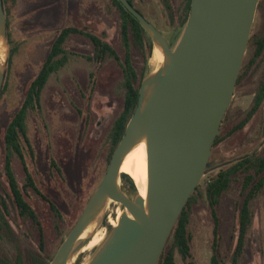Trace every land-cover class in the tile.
I'll return each mask as SVG.
<instances>
[{
  "label": "rangeland",
  "instance_id": "1",
  "mask_svg": "<svg viewBox=\"0 0 264 264\" xmlns=\"http://www.w3.org/2000/svg\"><path fill=\"white\" fill-rule=\"evenodd\" d=\"M144 1L145 4L149 3L147 9L151 8L160 19L159 12L163 8L159 1ZM135 2V9L148 21L149 10L142 8L146 5H142L139 0ZM180 2L169 0L173 14L175 4L179 5ZM4 7L9 20L10 44L0 98V194L8 205L6 221L16 236L24 264H29L31 252L38 249L39 233L29 222L23 223L18 218L8 188L4 173L7 126L23 104L31 82L44 63L54 38L62 29H86L106 42L119 57V64L107 56L98 60L94 58L89 41L71 36L65 45L69 61L49 78L40 97V109L29 112L27 116L26 138L32 154L21 137L24 161L37 189L46 200L30 189L23 193V197L39 219L44 255L47 259H53L108 167V134L124 103L121 64L125 48L120 35V13L112 0H8ZM263 25L264 0H259L251 37L260 35ZM181 31V25L175 30L163 31L165 35L172 32V48L178 42ZM144 37L147 41V37ZM153 48L154 45L151 49L148 46L142 49L130 33L129 57L138 77H147L157 70L158 66L151 62ZM252 56L253 48L248 45L243 64L249 63ZM247 72L237 85L224 117L221 139L212 149L209 159L211 169L201 180V190L206 181L226 165L249 153L264 152V102L242 130L232 132L252 107L264 73V53ZM51 161L57 170L51 166ZM12 170L19 187H22L25 174L17 157L12 159ZM120 187L128 197L134 199L136 193L122 179ZM242 195L241 183L237 180L217 209L220 235L218 251L224 264H230L235 248L238 232L235 206L241 202ZM50 205L55 211L50 209ZM251 207L253 225L247 234L239 264H264V190ZM122 211L124 209L119 203H112L97 222L95 233L103 232V241L112 228L107 223L108 216L116 219L117 213ZM192 216L190 231L195 262L210 264L213 222L205 199L194 206ZM0 244L3 247V251L0 249L1 254L14 259L13 247L7 242ZM98 247L80 254L78 264H87ZM175 260L176 264H184L179 255H176Z\"/></svg>",
  "mask_w": 264,
  "mask_h": 264
},
{
  "label": "water",
  "instance_id": "2",
  "mask_svg": "<svg viewBox=\"0 0 264 264\" xmlns=\"http://www.w3.org/2000/svg\"><path fill=\"white\" fill-rule=\"evenodd\" d=\"M118 2L154 47L161 49L164 63L142 80L136 107L104 176L49 264H69L90 242L96 230L84 240L79 238L98 220L109 200L126 212L87 264L158 263L183 208L207 173L259 4V0H191L182 33L170 48L127 0ZM0 41L6 48V59L0 66L1 95L9 56L2 0ZM143 141L149 168L147 196L144 200L136 192L131 199L120 187V166Z\"/></svg>",
  "mask_w": 264,
  "mask_h": 264
},
{
  "label": "trees",
  "instance_id": "3",
  "mask_svg": "<svg viewBox=\"0 0 264 264\" xmlns=\"http://www.w3.org/2000/svg\"><path fill=\"white\" fill-rule=\"evenodd\" d=\"M115 7L118 9L121 17L120 22V35L122 44L124 47L127 46V32L128 29L133 34L135 42L142 47L143 37L145 32L139 25V23L123 8V6L118 2V0H112ZM82 35L86 39L90 40L96 49V54L94 58L98 60H103L106 56L112 57L116 62L118 59L115 56L114 51L104 43L100 38H96L85 30L82 32L77 31L75 28L64 29L58 38L55 40L47 59L42 64L41 69L35 78V80L30 84L24 102L21 105L19 111L16 113L12 121L7 126L5 132V161H4V173L8 183V188L10 194L13 198L15 208L17 211L18 218L23 223H30L38 230V249L31 252V258L33 264H49L52 259H47L44 255V240L42 235V229L37 215L35 214L33 208L24 200L23 193L27 192V189L32 190L37 196L46 200L45 197L41 195L37 189L24 161L22 146L20 143V138L24 139L30 154L31 147L26 138V127L25 123L29 112L40 109V97L43 89L45 88L49 78L57 73L59 70L65 67L67 64V56L63 51V46L69 37L73 35ZM10 44V43H9ZM253 48V56L249 63L243 64L237 85L242 81V79L247 75V71L252 66V64L264 53V25L262 33L258 36L250 37L249 44ZM148 46L152 48V42L148 38ZM12 50L10 49V54ZM123 70V82L122 86L124 88V103L123 109L114 120L111 129L108 134L109 142V161L111 156L116 149L118 143L120 142L125 127L132 116L134 109L137 104L138 91L140 83L145 78L141 77V81L137 80V76L134 70L131 68L129 61L126 59ZM138 82L137 87L135 84ZM2 95V93H1ZM0 95V98H1ZM264 102V73L261 83L258 87L256 95L253 99L252 107L248 112L245 119L236 127L233 128V133L238 132L243 129V127L251 120L258 109ZM224 121V120H223ZM222 125L220 127V131ZM220 134L215 139L213 148L220 142ZM17 157L24 170L25 182L22 187H19L17 180L15 179L12 170V159ZM108 161V162H109ZM210 161L207 165V173L211 169ZM51 166L55 168V164L52 161ZM206 173V174H207ZM121 179L129 187V189L136 193L135 186L131 180L126 175H121ZM241 183L242 200L235 206L236 218H237V240L235 244L234 251L231 256L230 264H239L241 257L243 256L246 238L249 230L253 225L254 214L252 211V202L259 197L264 190V152L257 153L252 152L244 155L242 158L233 161L231 164L226 165L218 173L210 177L206 183L203 190H201V182L198 185L195 192L191 195L187 201L185 207L183 208L171 234L168 238L166 246L157 264H176V255H179L184 264H196L195 258L192 252V233L190 231L191 222L193 218V208L201 200L205 199L208 204L209 214L213 222V242H212V255L210 259V264H224L223 260L220 258L219 254V220L217 216V209L221 205V202L225 195L231 190L232 184L237 182ZM50 209L55 211V208L50 205ZM8 215V205L4 197L0 194V243L7 242L14 249H17L18 260L16 264H22L21 260V250L17 243L16 237L12 235L13 231L6 221V216ZM1 245V244H0ZM1 247V246H0ZM3 251V247L0 248ZM5 255V254H4ZM1 257V252H0ZM0 264H9L8 262L0 259ZM11 264V263H10ZM78 264V263H77Z\"/></svg>",
  "mask_w": 264,
  "mask_h": 264
},
{
  "label": "bare ground",
  "instance_id": "4",
  "mask_svg": "<svg viewBox=\"0 0 264 264\" xmlns=\"http://www.w3.org/2000/svg\"><path fill=\"white\" fill-rule=\"evenodd\" d=\"M5 59H6V48L4 44L0 41V66L3 65ZM151 62L153 65H157L158 68L164 63V56L160 48L154 47L152 52ZM120 174L126 175L131 180V182L135 186L137 194L145 200L148 191L149 168H148L147 153H146V143L144 141L136 145L125 156L120 166ZM112 203L115 202L111 200L107 202L101 216L98 218L97 221H95L82 233L79 240H84L91 236V234L96 228L97 222L100 220L103 213L109 208L110 204ZM123 212H126V210L122 212H118L116 219L111 218V216L109 215L107 218V223L111 227H116L118 224V220ZM128 216L132 218L131 215H129V213ZM103 237H104L103 232L94 233L90 242L86 246H84L82 250H80V252L72 258L69 264H74L80 254L89 252L94 248L98 247L102 243Z\"/></svg>",
  "mask_w": 264,
  "mask_h": 264
},
{
  "label": "flooded vegetation",
  "instance_id": "5",
  "mask_svg": "<svg viewBox=\"0 0 264 264\" xmlns=\"http://www.w3.org/2000/svg\"><path fill=\"white\" fill-rule=\"evenodd\" d=\"M5 1H8V0H2V5H3V10H4V13H5V16H6V21H7V35H8V39H9V43H10V34H9V32H8V28H9V20H8V14H7V12H6V10H5V7H4V4H5ZM14 1V0H13ZM129 3H130V5L132 6V8L135 10V11H137V9H135V7H134V3L136 4V2H135V0H127ZM140 2H141V4L143 5V4H145V3H143V1L142 0H139ZM159 1V3H160V5H161V8H163V11H162V9H161V11L159 12V18L160 19H158V17L154 14V12L152 11V9L151 8H149V9H147L148 8V6H149V3H146L145 5L146 6H144L143 5V7L142 8H145L146 7V10H149V12H147V14L149 15H147V17H148V23H150L164 38H165V40L167 41V43H168V45H169V47L170 48H172V44H171V41H172V38H173V36H172V32H168V34L169 35H165V33L163 32V31H168V30H175L178 26H180L181 25V27H182V30H183V28H184V25H185V23H186V21H187V18H188V15H189V12H190V5H191V0H181V2H180V4L179 5H177V4H175V7H174V14H173V12H172V7H171V5L169 4V0H158ZM145 2V1H144ZM259 5V4H258ZM258 9V8H257ZM151 10V11H150ZM138 12V11H137ZM257 12V11H256ZM139 13V12H138ZM140 14V13H139ZM141 15V14H140ZM149 17H151L153 20H151ZM155 18H156V21H155ZM159 22H160V24H161V26L159 27ZM171 24L173 25V26H171ZM254 24V23H253ZM176 25V26H175ZM66 28H75V27H66ZM66 28H64V29H66ZM120 28V27H119ZM64 29H62L57 35H56V37L54 38V40H53V42H52V44H51V48H50V50H49V52H48V54L50 53V51H51V49H52V46H53V44H54V42H55V40L58 38V36L61 34V32L64 30ZM77 31H80V32H82L83 30H85L86 31V29H79V28H75ZM144 31V30H143ZM87 33H89L88 31H86ZM145 32V31H144ZM182 32V31H181ZM130 30L128 29V32H127V46L126 47H124L125 48V55H124V60H123V63L121 64L122 65V74H123V70H124V64H125V60L127 59L128 61H129V64H130V66H131V68L133 69V67H132V64H131V59H130V57H129V35H130ZM90 35H92V36H94V37H96V38H99V37H97V36H95V35H93V34H91V33H89ZM145 34L146 35H144V36H146L147 38V41L144 39L145 37L144 36H142L143 38V43H142V49H145L147 46H148V38H149V40L151 41V39H150V37L147 35V33L145 32ZM133 35V34H132ZM180 35H181V33H180ZM179 35V36H180ZM73 36H77V37H81V38H85V37H83L82 35H73ZM250 37H251V34H250ZM70 38V37H69ZM179 38V37H178ZM86 39V38H85ZM101 39V38H100ZM87 41H89V43L91 44V46H92V48H93V54H94V56H95V54H96V49H95V45L90 41V40H88V39H86ZM178 40V39H177ZM103 41V40H102ZM122 41V40H121ZM134 41H135V39H134ZM67 42V41H66ZM66 42H65V44H64V46H63V51L66 53V56H67V61H69V57H68V53H67V51H66V49H65V45H66ZM104 42V41H103ZM152 42V41H151ZM177 42V41H176ZM104 43H106V42H104ZM136 43V42H135ZM107 44V43H106ZM137 44V43H136ZM248 44H249V42H248ZM108 45V44H107ZM138 45V44H137ZM152 45H153V42H152ZM109 46V45H108ZM110 47V46H109ZM149 47V46H148ZM111 48V47H110ZM247 48H248V46H247ZM154 49V48H153ZM153 52V51H152ZM247 52V51H246ZM115 53V52H114ZM48 54H47V56H48ZM245 55H246V53H245ZM115 56H116V58L118 59V62H116V63H118L119 64V61H120V59H119V57L116 55V53H115ZM244 58H245V56H244ZM46 59H47V57H46ZM45 59V60H46ZM93 59V58H92ZM90 60V59H89ZM45 62V61H44ZM243 62H244V59H243ZM242 66H243V64H242ZM41 69V68H40ZM40 71V70H39ZM60 71V70H59ZM135 72V71H134ZM39 73V72H38ZM56 74V73H55ZM135 74H136V76H137V80L139 81H141V77H143L144 75H141L140 77H138V75H137V73L135 72ZM38 75V74H37ZM37 75L35 76V78L37 77ZM54 75V74H53ZM35 78H34V80H35ZM33 80V81H34ZM32 81V82H33ZM31 82V83H32ZM48 83V82H47ZM141 84V83H140ZM236 87H237V84H236ZM236 89V88H235ZM2 92H3V88H2ZM213 149V148H212ZM52 162V161H51ZM51 164V163H50ZM54 168V167H53ZM55 169H56V166H55ZM57 170V169H56ZM43 196V195H42ZM44 197V196H43ZM41 198V197H40ZM42 199V198H41ZM44 200V199H43ZM12 235L14 236V237H16L15 236V234H14V232L12 233ZM14 249V248H13ZM14 251H15V256H14V259H10L9 257H7L6 255H2L1 254V257H0V259L1 260H4V261H6V262H8L9 264L11 263V264H16V262H17V260H18V253H17V249H14ZM21 262H22V264H24V261H23V258H22V256H21ZM29 264H33L32 263V258H30V261H29Z\"/></svg>",
  "mask_w": 264,
  "mask_h": 264
}]
</instances>
